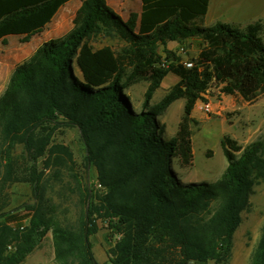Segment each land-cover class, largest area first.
Instances as JSON below:
<instances>
[{
  "label": "trees",
  "instance_id": "obj_1",
  "mask_svg": "<svg viewBox=\"0 0 264 264\" xmlns=\"http://www.w3.org/2000/svg\"><path fill=\"white\" fill-rule=\"evenodd\" d=\"M70 1L0 0V41L20 36L29 42ZM142 2L141 14L133 12L125 21L107 0H82L75 28L44 42L31 60L14 69L0 95L1 187L28 183L38 195L40 159L55 131L77 126L88 147L87 167L104 165L102 185L108 191L95 194L85 184L75 224L61 219L56 208L45 219L32 202L2 212L0 264H20L48 230L59 264H100L90 240L100 229L99 219L121 236L111 264H161L171 250L177 252L176 264H225L232 256L241 213L264 179V137L243 146L225 136L221 146L228 165L214 182H185L174 165L193 166L192 126L199 122L192 113L213 82L223 93L247 101L264 94V23L201 26L210 0ZM99 35L118 38L125 46L119 52L109 45L95 48L92 40ZM189 38L201 40L191 68L167 49L169 41ZM161 49L168 55L167 67ZM171 73L178 82L151 104ZM143 80L149 86L138 111L125 90ZM181 98L186 102L178 130L165 139L159 117ZM19 144L26 160L20 170L14 154ZM251 264H264V225Z\"/></svg>",
  "mask_w": 264,
  "mask_h": 264
},
{
  "label": "rangeland",
  "instance_id": "obj_2",
  "mask_svg": "<svg viewBox=\"0 0 264 264\" xmlns=\"http://www.w3.org/2000/svg\"><path fill=\"white\" fill-rule=\"evenodd\" d=\"M81 4V0H75L64 6L56 15L55 20L42 32L34 35L29 42H23L20 36H10L6 43L0 41V95L5 91L17 65L31 60L44 42L61 39L75 28L74 18ZM110 6L115 8L113 4ZM124 10L127 9L124 8ZM257 20H262L264 23V17L257 18L251 13L245 17H236V24L232 22L231 24L244 28L247 23ZM261 37L264 41V29ZM170 44V47L167 44V49L174 52L182 62L194 61L201 51V40L197 38ZM92 45L95 48L109 45L119 52L125 46V42L118 38L99 35L93 38ZM182 48L184 51H181ZM163 50L161 49V54L166 59L168 55ZM75 68L76 73L79 74L80 71L76 64ZM178 80L174 74H169L154 92L151 104L159 103ZM148 86L149 82L143 80L132 84L125 90L135 110L141 109ZM203 96L204 98L198 103L209 102L211 110L203 111L196 105L192 113V116L199 122L192 126L193 166L189 169H180L174 165L185 182H214L221 178L228 165L227 157L221 146V140L225 136L237 140L243 146L264 137V94L259 95L254 101H247L239 94L223 93L221 86L213 82ZM185 102L184 98L174 101L159 117L165 126L162 133L165 139L176 134L184 114ZM23 151L24 146L19 144L14 153L18 160L19 170L26 164ZM87 153L88 147L77 126L59 127L53 135L46 157L40 159L43 178L38 195L28 183H15L3 189L1 176L4 170L1 168L0 214L14 210L25 202H32L35 205L34 212L43 215L45 219L50 217V209L56 208V213L61 219L66 218L71 224L77 223L83 207L81 198L84 185L88 184L93 187L95 194L104 195L108 191L107 187L102 185V176L106 173L104 165L87 167ZM65 209H68L66 215L63 212ZM241 216L242 222L233 237L232 256L225 264H250L252 262L253 253L264 225V179L254 186L250 203L242 211ZM0 223H3L2 218H0ZM98 224L100 229L90 237L93 252L100 264H111L109 257L114 254V249L121 236L114 235L107 222L99 219ZM44 228L42 227V230ZM9 249L11 250L12 246H9ZM168 256V260L161 264H176L177 252L171 250ZM20 264H59L55 257L51 230L44 233L35 249ZM207 264L215 263L209 261Z\"/></svg>",
  "mask_w": 264,
  "mask_h": 264
},
{
  "label": "crops",
  "instance_id": "obj_3",
  "mask_svg": "<svg viewBox=\"0 0 264 264\" xmlns=\"http://www.w3.org/2000/svg\"><path fill=\"white\" fill-rule=\"evenodd\" d=\"M73 1L75 0H71L66 5L72 3ZM109 1L110 2H108L107 0V3H109L110 5L113 4L115 8L113 9L110 5L109 6L115 12H117L125 21L129 19L131 13L134 12L140 15L142 12V8H143L142 0H122V1L109 0ZM124 8L127 10H124ZM251 13L257 16V18L264 17V0H210L207 13L203 17V20L199 21L198 24L201 26H205V25L210 26L211 24L213 25L217 21L230 22V23L232 22L236 24L235 21L236 17H245L246 15H251ZM55 18L53 19V21L55 20ZM208 20L212 22L210 23ZM248 24L249 23H247L246 25ZM173 42H177V41H169L168 47H170L171 45L170 43Z\"/></svg>",
  "mask_w": 264,
  "mask_h": 264
},
{
  "label": "built area",
  "instance_id": "obj_4",
  "mask_svg": "<svg viewBox=\"0 0 264 264\" xmlns=\"http://www.w3.org/2000/svg\"><path fill=\"white\" fill-rule=\"evenodd\" d=\"M181 51H184V49L182 48V50ZM185 66H187L188 68H191V67H193V65H194V61H183L182 62ZM162 65L163 66H168L169 65V62L165 59V60H163V62H162ZM197 107H198V109H200V110H203V111H210L211 110V104L208 102V103H203V102H201V103H197Z\"/></svg>",
  "mask_w": 264,
  "mask_h": 264
},
{
  "label": "water",
  "instance_id": "obj_5",
  "mask_svg": "<svg viewBox=\"0 0 264 264\" xmlns=\"http://www.w3.org/2000/svg\"><path fill=\"white\" fill-rule=\"evenodd\" d=\"M88 207V206H87Z\"/></svg>",
  "mask_w": 264,
  "mask_h": 264
}]
</instances>
